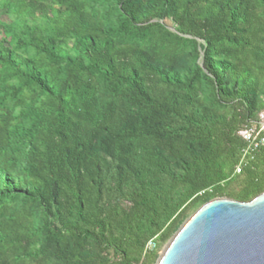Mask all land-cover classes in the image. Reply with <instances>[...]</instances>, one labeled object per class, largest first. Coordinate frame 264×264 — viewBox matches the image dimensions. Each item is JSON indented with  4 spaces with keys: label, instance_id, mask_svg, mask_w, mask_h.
<instances>
[{
    "label": "trees",
    "instance_id": "obj_1",
    "mask_svg": "<svg viewBox=\"0 0 264 264\" xmlns=\"http://www.w3.org/2000/svg\"><path fill=\"white\" fill-rule=\"evenodd\" d=\"M262 110L264 0H0V264H154Z\"/></svg>",
    "mask_w": 264,
    "mask_h": 264
},
{
    "label": "water",
    "instance_id": "obj_2",
    "mask_svg": "<svg viewBox=\"0 0 264 264\" xmlns=\"http://www.w3.org/2000/svg\"><path fill=\"white\" fill-rule=\"evenodd\" d=\"M155 264H264V191L248 201L216 197L201 205Z\"/></svg>",
    "mask_w": 264,
    "mask_h": 264
},
{
    "label": "built area",
    "instance_id": "obj_3",
    "mask_svg": "<svg viewBox=\"0 0 264 264\" xmlns=\"http://www.w3.org/2000/svg\"><path fill=\"white\" fill-rule=\"evenodd\" d=\"M254 124L255 126L251 125L248 128H243L237 132V135H239L247 143L246 147L242 149L241 160H243L247 154L253 153L259 147L264 146V110L258 113L257 120ZM240 169L241 165L239 163L236 166V171L239 172ZM153 240L154 239L148 241L145 246V250H150L151 247L154 246Z\"/></svg>",
    "mask_w": 264,
    "mask_h": 264
},
{
    "label": "rangeland",
    "instance_id": "obj_4",
    "mask_svg": "<svg viewBox=\"0 0 264 264\" xmlns=\"http://www.w3.org/2000/svg\"><path fill=\"white\" fill-rule=\"evenodd\" d=\"M256 122V121H255ZM252 126H255V124L253 123L252 124ZM235 173H239V172H237L236 171V168H235ZM210 191V190H209ZM221 197H227V196H221ZM230 198V197H229ZM201 206V205H200ZM197 209V208H196ZM196 209H192L191 211H189L188 212V215L190 216ZM188 216V217H189ZM170 239V238H169ZM169 239L167 240V241H165V242H162V243H160V242H158L157 241V239H156V237L154 238V246L153 247H151V249L150 250H148V251H154L156 254H157V258H158V256H159V254L161 253V251H162V249L165 247V245L167 244V242L169 241ZM157 258H156V260H157ZM156 260H155V262H156ZM155 262H154V264H155Z\"/></svg>",
    "mask_w": 264,
    "mask_h": 264
}]
</instances>
